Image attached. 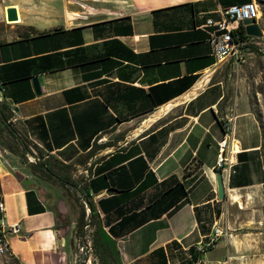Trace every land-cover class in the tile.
Here are the masks:
<instances>
[{"label":"crops","instance_id":"obj_1","mask_svg":"<svg viewBox=\"0 0 264 264\" xmlns=\"http://www.w3.org/2000/svg\"><path fill=\"white\" fill-rule=\"evenodd\" d=\"M244 2L0 0V21L10 6L21 16L0 37L4 102L53 169L85 164L118 264H264L263 128L245 99L232 100L229 85L214 79L224 63L204 26ZM231 115L238 152L220 199L219 141ZM6 153L0 149L8 220L21 224L10 237L13 255L23 264H69L56 180ZM217 225L228 235L199 252Z\"/></svg>","mask_w":264,"mask_h":264},{"label":"rangeland","instance_id":"obj_2","mask_svg":"<svg viewBox=\"0 0 264 264\" xmlns=\"http://www.w3.org/2000/svg\"><path fill=\"white\" fill-rule=\"evenodd\" d=\"M262 6V18L260 26L264 29V0H257ZM10 24L6 21H0V37L9 36L11 33ZM251 49L247 51L246 58L243 61H238L234 58L228 60L220 66L215 75V80L220 79L229 85V98L234 100L238 95L243 97L248 106L258 115L264 133V37H256L251 40ZM3 93L0 91V103L3 102ZM9 121L11 126L16 127L14 112H9ZM0 149L4 150L12 163L30 164L34 162L32 153H28L27 158L22 156V148L18 141L10 135L0 120ZM15 148L19 153L11 150ZM14 149V150H15ZM8 160V161H9ZM54 172L59 176L71 178L74 182L83 184L87 177L85 164H73L68 170L60 167H55ZM56 180V178H53ZM58 185L59 195L64 201V213L61 215L59 224L65 229V248L67 249L69 264H101V260L94 242L92 248L88 247V241L92 239L91 234L84 236V227L82 231L77 228V219L83 210L87 209V202L82 198L70 185H62L58 180L55 181ZM261 208V217L263 221L262 228L264 229V198L258 205ZM86 220V219H85ZM85 226V225H84ZM0 264H22L21 261L15 259L13 254H3L0 251Z\"/></svg>","mask_w":264,"mask_h":264},{"label":"built area","instance_id":"obj_3","mask_svg":"<svg viewBox=\"0 0 264 264\" xmlns=\"http://www.w3.org/2000/svg\"><path fill=\"white\" fill-rule=\"evenodd\" d=\"M224 16L220 20L208 18L205 27L209 29L208 41L212 47L213 54L218 63H225L234 58L244 61L247 51L251 49V37L244 38L239 32L240 24L245 19L254 18L257 22L262 18V10L257 0H251L243 4H235L226 8ZM247 34V32H246ZM248 35V34H247ZM250 36V35H249ZM235 115L227 116L223 122L224 137L219 141L220 153L216 169L222 173L223 181L229 180L233 171L234 156L238 152L235 135ZM100 141H102L100 139ZM32 156L37 155L36 149L31 146ZM36 160V159H34ZM39 160V158L37 159ZM86 224L84 226V236L91 234L92 239L88 241V247L92 248L93 235L97 222L91 219V208L87 203ZM20 222H10L7 215V204L5 194L0 182V251L5 254H13L10 237L20 235ZM226 229L217 225L214 231L205 240L199 242L196 248L201 253H207L215 248L223 237L227 236Z\"/></svg>","mask_w":264,"mask_h":264},{"label":"trees","instance_id":"obj_4","mask_svg":"<svg viewBox=\"0 0 264 264\" xmlns=\"http://www.w3.org/2000/svg\"><path fill=\"white\" fill-rule=\"evenodd\" d=\"M248 1H251V0H246V2H248ZM240 4H243V3H240ZM239 32L242 34V36L244 38H246V37L256 38V37L249 36L246 34V29H245L243 22H241V24H240ZM214 79H215V77H214ZM0 91L1 92L3 91L1 84H0ZM3 96H5L4 93H3ZM227 99H228V97H227ZM8 111L14 112L11 108H9L6 105V102H4V98H3V102L0 103V120L3 122L4 127L10 133V135L18 141L19 145L22 148V156L25 157V159H26L28 153H33L31 146H33L34 148H36V147L34 145L30 144V142L23 135H21L19 133L17 128L11 126V124H10L11 122L9 121L10 116L8 114ZM0 144H2L1 141H0ZM109 145H110L109 143L95 145L90 152H88L86 155L79 158V162L84 163V161L86 159H89L90 156L96 150L105 148ZM10 148L13 152L19 153V150L12 148L11 146H10ZM36 149L38 152L39 160H36L34 162H30V166L33 168V170L35 172L40 171L46 177L56 178V180H58L62 185H66V186L70 185L72 188H74L77 192H79L81 194L82 198L85 199V201L88 203V205L91 208V219H92V221L97 222L96 230H95L94 235H93V242H94L95 249L97 250V252L99 254L101 264H118L119 263V258H118L119 253L114 249L113 242L110 240L108 235L98 225L96 210H95L94 203L91 199V191L89 189V184L84 182L81 185L77 182H74L73 180H70L71 178L68 179V177L59 176L58 174H56L54 172V169H53L50 161L48 159H43L44 155L42 154L41 150L38 148H36ZM263 154H264V142H263ZM57 166L62 168V169L68 170L72 166V164H66V165L57 164ZM91 185H92V183H91ZM58 214L60 215V212H58ZM85 219H86V212H85V210H83V212L79 215V217L77 219V228L79 231L83 230V227L86 224ZM15 259L19 260L17 257H15Z\"/></svg>","mask_w":264,"mask_h":264},{"label":"water","instance_id":"obj_5","mask_svg":"<svg viewBox=\"0 0 264 264\" xmlns=\"http://www.w3.org/2000/svg\"><path fill=\"white\" fill-rule=\"evenodd\" d=\"M6 13H7L6 19L8 22L17 21L20 19L19 11L16 6L8 7L6 9ZM243 24L245 26V29L248 35L253 36V37H264V31L256 19L254 18L245 19L243 21ZM33 84H34L36 92L38 94H41L42 93L41 83L37 76L33 78ZM217 181H218L219 198L225 199L226 198V188L224 185L222 173H218Z\"/></svg>","mask_w":264,"mask_h":264},{"label":"bare ground","instance_id":"obj_6","mask_svg":"<svg viewBox=\"0 0 264 264\" xmlns=\"http://www.w3.org/2000/svg\"><path fill=\"white\" fill-rule=\"evenodd\" d=\"M20 16V15H19ZM21 21V16H20V19L17 20V21H13V22H9V23H15V22H20Z\"/></svg>","mask_w":264,"mask_h":264}]
</instances>
